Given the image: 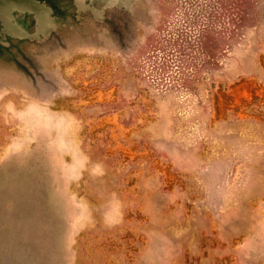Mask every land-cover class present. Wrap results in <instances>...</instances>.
<instances>
[{
  "label": "rangeland",
  "instance_id": "obj_1",
  "mask_svg": "<svg viewBox=\"0 0 264 264\" xmlns=\"http://www.w3.org/2000/svg\"><path fill=\"white\" fill-rule=\"evenodd\" d=\"M0 264H264V0H0Z\"/></svg>",
  "mask_w": 264,
  "mask_h": 264
}]
</instances>
